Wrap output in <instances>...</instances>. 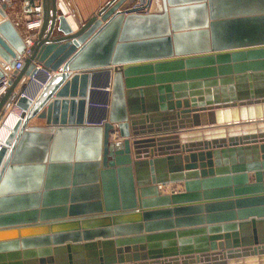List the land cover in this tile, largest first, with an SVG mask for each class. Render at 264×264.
Here are the masks:
<instances>
[{"label": "water", "instance_id": "95a60500", "mask_svg": "<svg viewBox=\"0 0 264 264\" xmlns=\"http://www.w3.org/2000/svg\"><path fill=\"white\" fill-rule=\"evenodd\" d=\"M60 1L75 29L41 0L19 71L0 9V124L19 112L0 145V264H264V0H109L85 22Z\"/></svg>", "mask_w": 264, "mask_h": 264}, {"label": "crops", "instance_id": "0c3cea01", "mask_svg": "<svg viewBox=\"0 0 264 264\" xmlns=\"http://www.w3.org/2000/svg\"><path fill=\"white\" fill-rule=\"evenodd\" d=\"M108 1L109 0H70L71 5L75 9L76 14H77L78 19L80 20V22H85L87 19L92 17L96 13V11ZM65 16H68L67 20H68L69 24L71 25V27L74 30L75 29V24H74V22L71 19H69V14L68 13L66 15L64 14V17ZM36 66L38 67V65H36ZM67 73L69 74V77H71L72 75L77 74L78 72L72 71V72H67ZM53 75H55V73H50V77L53 76ZM27 85L28 84L25 83L23 87L26 89ZM97 91H100V90H97ZM10 104H11V99H9L7 101V103L5 104L4 108L2 109L1 113H3L9 107ZM13 110H15L17 112V110L14 109V108L11 109V110H8L6 112V114L4 115V117H3L1 124L3 123V120L5 119L7 114H9V112L13 111ZM175 111H181V109L180 110H175ZM1 113H0V115H1ZM1 124H0V126H1ZM27 125H28V127H44V120L34 117V118H32V119H30L28 121ZM112 130L115 131L116 138L114 140H112L111 139V135L109 133L108 134V141L109 142H120L121 139L117 136L116 128H115L114 125L112 126ZM9 131H10V128H8L6 133L8 134ZM127 139L129 140V142H131V140L135 139V137L129 136ZM178 145H179V147H182V144H178ZM151 150L152 149H149V151H151ZM129 151H130V159H131L132 162H134L135 161L134 160V156H133V152L134 151L132 150L131 145L129 146ZM179 153H180L179 156H181V157H187L189 155V154H187L185 152H182V151H180ZM247 156L249 157V161L253 160L252 154L247 155ZM260 156H261V154H260L259 150H256L255 157H256V162L257 163H261ZM149 158H152V157L149 156ZM243 158H245V156H243ZM198 161L199 160L196 159L195 160V164L198 165L199 164ZM186 162H189V161H186ZM184 165H185V163L183 162V160L179 161V166L180 167H183ZM204 170H206V169H204ZM192 171L199 172V169L196 168V170H192ZM186 172H188V171L182 170V173H186ZM197 178L200 179V177H197ZM247 183L248 184H252L253 183V172H248L247 173ZM155 187H156V190L158 191V194H161V195H170V193H172V192L181 193L183 191L182 182L167 183V184H164V185H155ZM230 187L232 188L233 185H231ZM167 207H172V206H167ZM152 209H160V208H152ZM148 210H150V209H144V210H140L139 209L137 211H138V213H140V211H148ZM140 223H142V222H140ZM200 227H206V226H200ZM186 229H192V228H186ZM176 231H178V230H171V232H173V233L176 232ZM146 235H150V234L141 233L139 236L145 237ZM128 237H134V236H128ZM114 239L115 238H112L111 241H113ZM111 249H113V247ZM78 254H80L82 257L81 258L74 257L73 253H69V256H71V260H73V261H81V260L87 261V260H90L92 257L96 258L97 256H101V257L109 256V249H108V247L99 248V249L97 248L95 250L94 249H87V250H81ZM78 254H76V255H78ZM125 255L130 257V255H132V254L128 253V254H125ZM67 256H68L67 254L61 255L56 260V263H58V264L66 263L68 261Z\"/></svg>", "mask_w": 264, "mask_h": 264}, {"label": "built area", "instance_id": "2783aa9c", "mask_svg": "<svg viewBox=\"0 0 264 264\" xmlns=\"http://www.w3.org/2000/svg\"><path fill=\"white\" fill-rule=\"evenodd\" d=\"M28 1H31L28 4ZM60 0H56V7H58ZM133 7V6H132ZM0 9L3 10L5 17L12 24L16 33L18 34L22 44L23 50L22 55L14 61L13 71H19L22 66L23 59L30 53V48L32 47L38 30L41 26L42 21V4L41 0H0ZM59 11V9L57 8ZM62 15L63 13L59 11ZM140 13L147 14L148 11L146 8H142ZM11 15H14L17 20H19V25L14 23L11 18ZM64 16V15H63ZM16 25H18L16 27ZM47 77H50V74H47ZM12 79V76H4L0 79V95L8 87L9 81ZM42 85H40L41 87ZM105 91H108L107 89ZM89 107L96 109H105L107 110V105L102 104H90ZM19 115V112H18ZM103 121L98 123H85L86 126H101ZM117 133V132H116ZM111 139L116 138L115 131L110 132ZM118 136V135H117Z\"/></svg>", "mask_w": 264, "mask_h": 264}, {"label": "bare ground", "instance_id": "6f19581e", "mask_svg": "<svg viewBox=\"0 0 264 264\" xmlns=\"http://www.w3.org/2000/svg\"><path fill=\"white\" fill-rule=\"evenodd\" d=\"M58 9H59V11H61L62 13H63V15L65 14H67V11H66V9H65V7H64V5L60 2L59 3V5H58V7H57ZM66 17V19H68V16H65ZM69 19H71V17L69 16ZM67 22H68V20H67ZM68 24H69V22H68ZM70 25V24H69ZM70 27H71V25H70ZM71 29L73 30V28L71 27ZM24 86V85H23ZM28 87V86H27ZM27 89V88H26ZM14 111L15 110H13V111H10L9 112V114H7V116L5 117V119L3 120V123L1 124V126H0V132L3 130V128L11 121V117H13V114H14ZM16 121L17 120H15V123H16ZM15 125V124H14ZM13 124H12V127H11V129L13 128V126H14ZM11 126V125H10ZM10 129V130H11ZM10 132V131H9ZM8 132V133H9ZM3 141L4 140H2L1 139V136H0V145H1V143H3Z\"/></svg>", "mask_w": 264, "mask_h": 264}, {"label": "rangeland", "instance_id": "374dc122", "mask_svg": "<svg viewBox=\"0 0 264 264\" xmlns=\"http://www.w3.org/2000/svg\"><path fill=\"white\" fill-rule=\"evenodd\" d=\"M11 18L12 20L14 21V23L18 24L19 25V20H17L15 18L14 15H11ZM16 25V27L18 26ZM18 113L16 111H14V114H13V117H11V121L3 128V130L0 132V136H1V139L4 140L5 137L8 135L6 132L8 130V128L11 129L12 127V124L14 125L15 124V120H18ZM11 125V126H10Z\"/></svg>", "mask_w": 264, "mask_h": 264}]
</instances>
